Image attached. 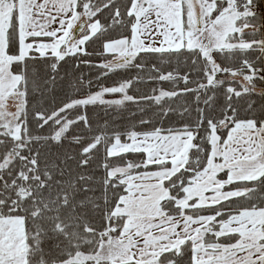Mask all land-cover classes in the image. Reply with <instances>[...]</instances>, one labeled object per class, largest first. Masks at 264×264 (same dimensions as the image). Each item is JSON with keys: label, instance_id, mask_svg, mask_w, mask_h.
<instances>
[{"label": "snow or ice", "instance_id": "snow-or-ice-1", "mask_svg": "<svg viewBox=\"0 0 264 264\" xmlns=\"http://www.w3.org/2000/svg\"><path fill=\"white\" fill-rule=\"evenodd\" d=\"M0 264H264V0H0Z\"/></svg>", "mask_w": 264, "mask_h": 264}, {"label": "trees", "instance_id": "trees-1", "mask_svg": "<svg viewBox=\"0 0 264 264\" xmlns=\"http://www.w3.org/2000/svg\"><path fill=\"white\" fill-rule=\"evenodd\" d=\"M94 74H95V73H93V75H94ZM120 75H121V74H116L115 76H113L112 79H113V80H114V79H119V78H120ZM108 83L111 84V83H112V80H109ZM132 94H138V93L133 92ZM135 111H136V107H135V105H129L128 111L125 112V113L123 114V116H117V117H116L117 122H118L119 124H121V125L129 126L130 123H131L132 121L138 119V116H137V117H132V116H131V113H132V112H135Z\"/></svg>", "mask_w": 264, "mask_h": 264}]
</instances>
